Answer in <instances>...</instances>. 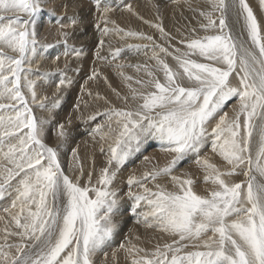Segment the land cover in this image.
<instances>
[{
    "label": "snow or ice",
    "instance_id": "snow-or-ice-1",
    "mask_svg": "<svg viewBox=\"0 0 264 264\" xmlns=\"http://www.w3.org/2000/svg\"><path fill=\"white\" fill-rule=\"evenodd\" d=\"M183 4L198 15L199 28L206 34L196 35L193 28L192 35L178 41L183 47H175L171 43L175 37L165 31L162 22L156 23L153 26L164 37L165 47L151 35L109 21L113 9L105 4L101 10V0H96L97 58L106 59L99 49L106 43L104 38L114 33L121 39L151 42L127 47L146 56L150 51L149 60L155 63L128 65L143 71L146 80L118 73L128 93L121 96L116 89L112 91L125 107L106 109L107 131L104 125H97L91 133L93 139L99 134L101 141L115 133L114 142L107 147L106 166L85 173L79 153L72 149L69 168L78 175L70 176L61 159L69 136L66 125L57 126V142L50 146L45 142L50 119L38 117L33 110L51 113L61 103L55 94L51 99L38 95V81L51 74L31 78L38 72L31 65L37 55L35 24L44 11L43 0H0V198L19 178L13 189L15 198L4 209L8 217L0 216V264H96L97 253L117 229L113 218L120 205L119 189L114 186L118 173L148 140L159 142L171 159L140 177L130 175L126 195L138 222L175 239L151 251L131 241L127 247L121 244L131 264H264V25L248 0H205L195 6L192 0H183ZM260 5L264 8V0ZM125 7L133 12L131 5ZM155 7L159 12V5ZM66 18L67 24L56 21L61 37L56 44L65 46V56L71 52L79 57L82 49L69 47L71 33L65 29L80 24L81 18L76 14ZM109 23L114 27L109 28ZM122 51L110 49V55L115 59ZM168 57L176 62L175 68ZM99 75L94 68L89 79ZM232 78L237 79L236 85ZM71 83L63 76L56 92ZM87 94L93 95L91 91ZM96 98H101L99 93ZM232 99H238V107L229 116L223 109ZM130 101L138 103L127 107ZM75 108L79 110V102ZM208 142L227 170L199 158ZM100 151L104 153L105 148ZM190 154L197 156L204 181L212 185L205 194L194 190L190 176L172 175ZM237 174L245 180L228 179ZM162 177H170L175 190L160 184L155 190L147 187L146 181ZM134 187L142 191H133ZM142 207L147 210L137 212ZM189 247L193 250L184 251Z\"/></svg>",
    "mask_w": 264,
    "mask_h": 264
},
{
    "label": "bare ground",
    "instance_id": "bare-ground-1",
    "mask_svg": "<svg viewBox=\"0 0 264 264\" xmlns=\"http://www.w3.org/2000/svg\"><path fill=\"white\" fill-rule=\"evenodd\" d=\"M248 2L252 4V7L255 6L254 9L258 14L257 16L260 19V23H264V8L261 7L260 0H248ZM192 3L194 6L203 5L205 0H192ZM64 4H67V8L64 7ZM95 4L96 0H43L42 6L44 11L37 15L35 24L38 41L36 46L37 55L31 67L33 69H38V72L32 75L31 78L37 79L38 75L41 73L51 74L38 81V95L41 97L48 96L51 99L55 94L60 98L61 103L58 108L51 113L38 108H34L33 110L38 117L50 119V124L45 129V133L52 134V137H50L52 141L45 137L47 139H45V142L50 146H55L57 142V126L59 124L66 125L69 136L65 145L68 146V150L67 147H65L67 151L64 154L63 159H65V161L62 165H64L66 174L70 176L78 175V173L69 168L70 162L73 161L72 149H76L79 153V159L84 166L85 173L93 168L98 172L100 168L106 166L108 156L107 147L114 142L115 133L112 134L111 138H106L103 141L100 140L99 134L93 139L91 133L97 125H104V131H107V124L109 121L107 116L103 115L104 111L111 106L121 107L124 104L123 101L117 97L116 93L112 91V89H116L121 96L122 93L124 95L125 92L128 93L125 82L118 73L122 71L126 75L146 80L148 77L143 71L137 72L135 67H129L128 65H143L145 63L152 65L155 63L149 60L151 56L150 51L146 56L143 52L127 47L128 45H142L151 42L137 38L121 39L119 35L114 33H110L104 38L106 43L103 48L99 49L100 55L106 57V59H98L96 52L99 47L100 31L96 28L99 13L96 10ZM105 4L113 9V11L108 13L109 21H115L116 25H119L125 30L142 32L146 35H148L149 32H153L156 34H154V38L157 43L160 41L162 42L164 37L153 26L156 23L162 22L165 31L171 33L172 36L178 38V40L184 37L185 34L190 32L193 28L197 31L200 30V18L197 14L187 9V6L183 4V0H179V2L178 0H101V10ZM125 5H131L133 12H129ZM155 5H159V12H157ZM73 14L81 18V23L73 28L65 30L71 33L68 40L69 47L74 46L78 49H82V54L79 57H76L71 52L65 56V46L62 43L56 44V41L61 39L57 31L59 25L56 21L60 20L67 24L68 20L66 17L72 16ZM141 17L143 19H141ZM145 21H149L150 23H145ZM103 26L104 25L101 24V28ZM108 27L112 28L114 25L109 23ZM177 29H179V31H177ZM200 31L202 32V30ZM175 43L178 44V41ZM42 45H54V47L42 48ZM178 47L183 46L180 45ZM114 48H121L123 50L115 59L110 55V49ZM50 49H53L54 52L63 51V57L60 54L61 57H59L58 60H53L52 58L56 56V54L54 52L52 53ZM46 55H49V57H46ZM169 58L170 60H167V62L176 67V62L171 57ZM117 65H123L124 67L117 68ZM94 68L98 69L100 75L96 79H89ZM57 70L60 71L58 72ZM63 76H66L72 83L68 87H61L60 92L57 93L56 85L58 80ZM235 80L236 78H232V84H236L234 83ZM109 85H111V87H109ZM134 86L138 87L139 85L134 84ZM82 88L84 91H82ZM88 91H91L93 95L89 96L87 94ZM97 93H99L101 98H96ZM104 97H106L110 103H106L103 99ZM78 102L80 103L79 110L75 108ZM237 107L238 99L228 107L226 112L233 115L234 109ZM220 114H223V112ZM93 115L96 116L95 120H90L89 117ZM69 118H71V124L74 121L76 122V120H80V126L75 125L71 128V124H68ZM216 119L218 120L219 118L217 117ZM215 122L214 120L212 124L209 125L208 131L211 132V128L214 127ZM50 126H52V129ZM52 130H54V133ZM205 145L206 147H203L204 153L201 155L200 152L199 158H207L220 167L221 170H224L226 163L222 161L218 154L213 152L211 143L208 142ZM102 146L105 148L104 153L100 151ZM144 157H149V160L145 161ZM170 158V154L161 150L159 142L148 140L143 142L140 145L139 151L135 152L125 162L114 184V186L119 189L120 198L119 211L113 218L117 224V229L110 242L102 251L97 253L95 257L96 264H131V258L124 249L120 248L121 244L127 247L129 241L151 251L154 250L157 245L162 247L165 243H169L175 239V237L168 236L155 228H150L144 223L138 222L137 215L131 211L132 201L129 200L126 195L128 192L127 179L130 175L140 177L146 171H150L154 166H164ZM183 161H189V163H187L186 166H180L177 170L175 169L172 175H187L192 177L195 181L194 190L198 194H205V190L210 189L212 185L204 181L203 178L205 173L196 163L197 156L194 155L191 159L185 158ZM86 178L85 175L84 179L86 180ZM18 179L19 178L12 181L13 188H9L5 192L3 198H0V216L8 217L4 209L10 208L15 198L13 189ZM228 179L235 182L240 179L243 181L245 177L242 174H237ZM156 184L164 185L169 191L171 189L175 190L170 177L158 178L156 181H146L147 187L152 189H155ZM132 190L142 191L139 187H134ZM146 210V208L142 207L137 209V212ZM129 216H131V222L127 220ZM2 226L3 222L0 221V227ZM119 228H122L121 231ZM184 250L186 251V249ZM113 252H115V258H113ZM104 253L108 254L107 258H105Z\"/></svg>",
    "mask_w": 264,
    "mask_h": 264
},
{
    "label": "rangeland",
    "instance_id": "rangeland-1",
    "mask_svg": "<svg viewBox=\"0 0 264 264\" xmlns=\"http://www.w3.org/2000/svg\"><path fill=\"white\" fill-rule=\"evenodd\" d=\"M254 3H256V2H254ZM249 4H251V3L249 2ZM250 6L252 7V4H251ZM252 8H253L254 14L257 16L258 14L256 13V11H255V9H254L255 6H253ZM257 19L260 21V19H259L258 16H257ZM262 23H263V22H262ZM262 23H261V24H262ZM262 25H264V23H263ZM199 31H200V30H198V31L196 32V35H197V33H198L199 36H203V35H205V32H204L203 30H202V32H201V31L199 32ZM190 32H191V31H190ZM190 32H187V33L185 34L184 37L186 38L187 36L189 37L190 35H192V33H190ZM150 34H151V36L154 37V34H155V33H153V32H149L148 35H150ZM155 35H156V34H155ZM154 39H155V38H154ZM179 40H180V39H179ZM179 40H178V38L175 37V39L172 40L171 42H172V44H173L175 47H176V45H177V47H178V46H180V44L178 43V44H179V45H178V44L175 43V42H177V41H179ZM163 41L165 42V39H164V40L162 39V42L160 41V42H158V43H160V44L162 43V44H163V43H164ZM174 43H175V44H174ZM166 45L168 46L167 43H164V46H165V47H167ZM50 50H52V53L54 52L53 49H50ZM48 51H49V50H48ZM170 51H171V49H170ZM57 52H59V53H57ZM54 53L56 54V56L59 55V57H61V56L63 57V51H56V52H54ZM60 54H61V56H60ZM56 56H54L52 59L54 60ZM46 57H49V55H46ZM167 60H170V58L168 57ZM171 63H172V62H171ZM170 65H172V66L175 68V66H174L173 64H170ZM157 75L162 76V74H160V73H157ZM234 83H236V84L238 83L237 79L235 80ZM236 84H233V85H236ZM139 87H140V86H138L137 88H139ZM125 94H127V93L125 92ZM123 95H124V94L122 93V96H123ZM235 100H236V99H232V100H230V101L226 104V106L224 107V112H226V111L228 110V107H229L230 105H232V104L235 102ZM136 103H138V102L130 101V103L127 105V107H134ZM121 107H125V105L123 104ZM228 114H229V113H228ZM221 115H222V114H221ZM229 116H232V115L229 114ZM217 117H218V116H217ZM217 117H216V118H217ZM218 118H219V117H218ZM72 124H73V125H72ZM72 124L70 125L71 128H73L75 125H76V126H78V125L80 126V120H76V122L74 121ZM50 127H51V129H52V126H50ZM78 129H79V128H78ZM52 131H53V133H54V130H52ZM209 133H210V131H209ZM45 137H46L47 139L50 140V137H52V134H51V133H49V134L45 133ZM46 138H45V139H46ZM47 139H46V140H47ZM50 141H52V139H51ZM65 147H67V150H68V146H66V145H65L64 148L62 149V157H61V159H62V164H63V162L65 161V159H63V158H64V154H65V152L67 151V150L65 149ZM204 147H206V145H205ZM64 149H65V150H64ZM63 150H64V151H63ZM203 150H204V148L200 151V152H201V155L204 153ZM206 150H207V149H206ZM207 151H208V150H207ZM194 155H195V154H193V155L190 154L186 159H191L192 156L194 157ZM170 159H171V158H170ZM187 163H189V161H181V162L179 163V165L176 167V170H177L178 168H180V166L182 167V165L186 166ZM62 166H63V168H64V165H62ZM227 168H228V166L226 165V166L224 167V170H227ZM64 170H65V168H64ZM191 178H192V177H191ZM192 179H193V178H192ZM240 181H241V179H240L239 181L236 180L235 182H240ZM162 186H164V185H162ZM164 187H165V186H164ZM165 188H167V187H165ZM153 189H154V188H153ZM154 190H155V189H154ZM167 190H168V188H167ZM170 191H173V190L171 189ZM126 210H127V209H126ZM127 220L131 222V216H129V218H127ZM121 227H123V226H121ZM121 229H122V228H119L120 231H121ZM169 243H171V242H169ZM165 244H166V243H165ZM189 248H190V247H189ZM189 248H188V249L186 248V251H192V250H193V249L191 250V248H190V250H189ZM184 251H185V250H184Z\"/></svg>",
    "mask_w": 264,
    "mask_h": 264
}]
</instances>
